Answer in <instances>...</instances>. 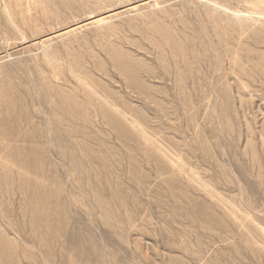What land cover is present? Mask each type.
<instances>
[{"label": "rangeland", "instance_id": "obj_1", "mask_svg": "<svg viewBox=\"0 0 264 264\" xmlns=\"http://www.w3.org/2000/svg\"><path fill=\"white\" fill-rule=\"evenodd\" d=\"M26 1L0 0V264H264V42L204 0Z\"/></svg>", "mask_w": 264, "mask_h": 264}, {"label": "bare ground", "instance_id": "obj_2", "mask_svg": "<svg viewBox=\"0 0 264 264\" xmlns=\"http://www.w3.org/2000/svg\"><path fill=\"white\" fill-rule=\"evenodd\" d=\"M28 0L25 2V3H27V5H28ZM196 2V1H195ZM242 2H243V4H247L248 6H250V8H251V10H253V12L252 13H250V14H246V15H242L241 13H229V12H227V9L226 8H228V7H225L224 5L225 4H221V3H219V1H217V0H204V5H205V9H206V15H208V17L209 18H207L206 16V19H210L211 21H213V22H216V23H218L217 21H223V22H225V23H227V24H232V26H234V27H236L237 29H239V30H241V31H244V30H250L251 31V34H253V37L254 38H256V39H258V40H260L261 42H264V38H262L261 37V35L262 34H264V11H261V12H254V10H256V8H258L259 7V5H261V4H263L264 5V0H242ZM34 4V3H33ZM154 4V3H153ZM201 4V3H200ZM199 4V5H200ZM241 4V3H240ZM4 5H5V3H4ZM26 5V4H25ZM26 5V6H27ZM3 6V5H2ZM29 6V5H28ZM27 8V7H26ZM29 8V7H28ZM27 8V9H28ZM191 8V7H190ZM8 9V8H7ZM25 9V8H24ZM201 10H203L202 8H201ZM238 11V10H237ZM203 13H204V11H202ZM239 12V11H238ZM246 13V12H245ZM248 13V12H247ZM8 16V15H7ZM9 17V16H8ZM13 18V17H12ZM101 19V20H100ZM99 19V22L97 23V24H99V23H104V21L105 20H102V18H100ZM24 20V19H23ZM209 20V21H210ZM13 21V20H12ZM107 21V20H106ZM13 22H15V21H13ZM208 23V22H207ZM105 24V23H104ZM212 24V23H211ZM12 25H14V24H12ZM11 25V26H12ZM219 25H221V24H219ZM222 25H223V23H222ZM221 25V26H222ZM99 26V25H98ZM98 26L96 27L97 29H98ZM102 26H106V24L105 25H103L102 24ZM107 26H109L108 25V23H107ZM215 26V25H214ZM213 26V27H214ZM101 27V26H100ZM110 27V26H109ZM213 27H212V29H213ZM217 27H218V25H217ZM215 28V27H214ZM14 29V28H13ZM17 29V28H16ZM100 29V31H101V29H102V27L101 28H99ZM112 29V28H111ZM221 29V28H220ZM224 29V28H223ZM15 30V29H14ZM103 30H104V28H103ZM106 30H109V29H106ZM225 30V29H224ZM238 30V31H239ZM214 31V33H215V29L213 30ZM221 31H222V29H221ZM219 32V31H218ZM237 32V31H236ZM70 33V32H69ZM220 33V32H219ZM20 34H22V33H20ZM249 34V33H248ZM215 35V34H214ZM224 35V34H223ZM61 37V36H60ZM74 38V37H73ZM18 39V38H17ZM255 39V40H256ZM23 40V39H22ZM257 40V41H258ZM207 41V40H206ZM45 43L43 44V46H42V51H41V55H42V59L44 60V62H47V63H49V64H52V65H60V64H62V63H58L57 62V60H56V58H55V55H54V50L52 49V46L49 44L50 42H51V39H47V40H45L44 41ZM218 42V41H217ZM32 43V42H31ZM63 43H64V41H63ZM219 43H220V41H219ZM33 44V43H32ZM222 44V43H221ZM220 45V44H219ZM211 46V45H210ZM250 47V46H249ZM248 47V48H249ZM212 48V47H211ZM249 49H252V47L251 48H249ZM212 50V49H211ZM252 52H256V51H254V49L253 50H251ZM250 51V52H251ZM36 54V53H35ZM214 55H215V53H214ZM216 56V55H215ZM233 56V55H232ZM35 57V56H34ZM1 60V59H0ZM42 60V61H43ZM234 60H235V56H234ZM233 60V61H234ZM33 61H34V59H33ZM36 61V60H35ZM236 61H237V59H236ZM235 61V62H236ZM47 66H49L48 64H46ZM59 67V66H58ZM52 68H54V67H52ZM69 66L67 67V70L69 71ZM54 70V69H53ZM58 70V69H57ZM260 70H262V69H260ZM54 71H56V70H54ZM261 72H264V71H261ZM71 74H72V72H70ZM44 74V73H43ZM72 75H74V74H72ZM75 77V76H74ZM76 78H77V75H76ZM75 78V79H76ZM79 80V79H78ZM82 79H80V81H81ZM83 81V80H82ZM87 83V82H86ZM85 85V84H84ZM91 93V92H90ZM99 97V96H98ZM98 101V100H97ZM113 106V105H112ZM116 110V109H115ZM132 125V127L133 128H136V129H138L137 128V124L136 125H134V124H131ZM135 129V130H136ZM65 131V130H64ZM67 133V132H66ZM143 132L141 131V134H142ZM143 135V134H142ZM144 137V136H143ZM147 139V138H146Z\"/></svg>", "mask_w": 264, "mask_h": 264}]
</instances>
